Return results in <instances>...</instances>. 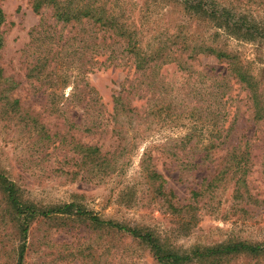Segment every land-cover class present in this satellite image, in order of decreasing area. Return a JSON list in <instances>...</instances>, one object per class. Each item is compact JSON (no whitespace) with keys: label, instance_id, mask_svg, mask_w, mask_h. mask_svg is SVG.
<instances>
[{"label":"rangeland","instance_id":"1","mask_svg":"<svg viewBox=\"0 0 264 264\" xmlns=\"http://www.w3.org/2000/svg\"><path fill=\"white\" fill-rule=\"evenodd\" d=\"M144 1L128 0L144 41L176 31L183 12L175 0H146L143 7ZM217 1L264 28V0ZM0 8V170L24 199L42 207L75 202L102 219L148 228L180 251L264 242V135L248 148L249 194L242 198L233 197L226 151L216 146L234 113L237 134L254 129L247 92L233 77L225 88L228 115L213 117L214 84L226 63L199 54L185 69L104 67L105 55L122 46L111 32L56 22L50 8L34 12L31 0H0ZM204 26L209 44L264 68V38L244 42L220 31L216 40ZM88 145L100 150L93 161L80 149ZM143 158L161 179L148 177ZM4 206L0 194V264H16L20 239ZM26 246L23 264H158L129 234L86 220L34 221ZM225 264L264 259L241 254Z\"/></svg>","mask_w":264,"mask_h":264},{"label":"trees","instance_id":"2","mask_svg":"<svg viewBox=\"0 0 264 264\" xmlns=\"http://www.w3.org/2000/svg\"><path fill=\"white\" fill-rule=\"evenodd\" d=\"M145 3L146 0L143 2V7ZM175 3L182 9L183 13L180 17L182 22L177 24L175 32L169 33L166 35L167 37L164 35L163 38L151 43V41L146 42L143 39L142 24L139 27L134 24L133 10L128 0H31L34 12L39 13L42 8H50L51 15L56 22L97 27L104 32H111L114 37L118 38L117 43L122 46L120 50L115 46L112 47L110 53L105 55V58L100 61L104 67L112 65L138 71L175 63L179 68L185 69L189 65L188 59H195L199 54L211 55L218 62L226 63L225 74L221 75L214 84L213 101L219 107L213 110V117L225 119L228 115V112L223 108L231 98L225 94V88L227 80L233 77L247 92L246 97L250 103L249 118L254 125L250 135L237 134V131L235 132L237 114L234 113L225 135L215 136L216 146H222L226 151L227 171L224 174H228L229 179L233 180V197L242 198L244 194H249L247 188V175L250 171L248 148L264 135V130L262 134L259 132L261 126L264 128V68L254 70L246 60L226 51L221 45L209 44L206 37L203 36L202 29L204 24L209 29H213L212 38H216V40L221 31L240 41L260 42L264 38V34H261L264 28H258L253 21H249L245 16L217 0H175ZM143 17H145L144 13ZM3 18L0 8V24ZM43 25L44 22L41 20L39 26ZM192 25H195L193 29ZM1 44L0 36V46ZM108 47L109 45H102V49L106 50ZM115 101L117 100L115 99ZM17 103L18 100L13 99L11 106H17ZM123 107V105L117 104L113 108H115L114 111L121 112ZM83 108L88 111L91 106L87 103ZM219 128L222 127L219 126ZM232 131L236 134V138L229 141ZM80 149L84 151L86 158L90 161L100 155L97 146H80ZM145 160L143 158L141 164L145 171H149L148 177L152 180L161 179L158 172L154 169L150 170L148 165H144ZM219 174V178L222 177V173ZM224 174L222 175L224 176ZM219 178H213L211 184ZM207 185H210V182ZM157 190L161 193V184H158ZM0 194L5 203L4 213L16 228L20 239L16 264H23L27 247V231L31 223L52 219L86 220L95 229L111 228L127 233L144 244L158 264H225L241 254L264 259V242L228 240L213 246H194L189 251H180L171 247L158 234L148 228L102 219L93 211L75 202L48 207L36 205L32 201L24 199L19 186L1 170ZM194 194H198V192L195 191Z\"/></svg>","mask_w":264,"mask_h":264}]
</instances>
